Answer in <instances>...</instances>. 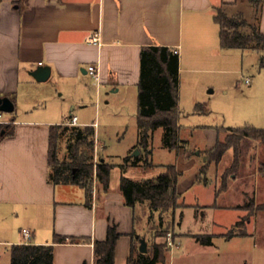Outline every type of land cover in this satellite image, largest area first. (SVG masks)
Returning a JSON list of instances; mask_svg holds the SVG:
<instances>
[{
  "label": "crops",
  "instance_id": "1",
  "mask_svg": "<svg viewBox=\"0 0 264 264\" xmlns=\"http://www.w3.org/2000/svg\"><path fill=\"white\" fill-rule=\"evenodd\" d=\"M220 7L230 14L242 12L264 32V0H0V98L13 103L12 110L0 109V264H10V246L17 243H53V264H94V241L106 238L112 222L120 232L114 264H127L131 246L137 244L139 250L142 237L149 250L164 242L156 231V216L166 211L125 204L121 162H112L96 148L99 119L113 93L131 102L137 121L140 52L147 45L177 50L179 99L184 73L206 70L201 63L225 49L214 20ZM95 33L98 43L88 40ZM91 64L97 67L98 79L88 71ZM44 65L50 66V76L36 80L31 71ZM58 90L62 96L67 92V102L54 99ZM196 108L202 110V104ZM73 115L75 125L94 126L95 152L113 164L108 188L94 177L89 201L81 185L49 178L50 128L68 124ZM135 148L140 151L134 156L143 158L145 148L135 143L123 160ZM176 188L183 205L173 208L172 219L164 222L172 226L175 243L167 246L164 259L156 264H194L202 256L211 264L216 260L211 256L214 236L223 233L184 229L183 208L192 206L194 218L203 219L205 208L215 203L188 204L179 179ZM242 193L243 200L231 207L246 209L247 192ZM251 197L256 203L254 192ZM23 228L31 231L30 238L23 235ZM195 234H212V244L199 243ZM57 235L80 240L54 242ZM238 235L242 236L236 233L227 240ZM244 260L226 264H246Z\"/></svg>",
  "mask_w": 264,
  "mask_h": 264
},
{
  "label": "rangeland",
  "instance_id": "2",
  "mask_svg": "<svg viewBox=\"0 0 264 264\" xmlns=\"http://www.w3.org/2000/svg\"><path fill=\"white\" fill-rule=\"evenodd\" d=\"M258 56L255 50L236 47L218 49L211 60L201 63L206 70L190 76L185 72L180 87L177 118L179 139L183 142L179 143L177 149L166 148L163 143L164 128L158 127L152 132L148 147L143 151V160L137 165L126 166L124 171L132 178L139 179L157 175L166 165L173 164L181 172L179 183L186 203H215V206L205 208L203 219L194 218L192 206L183 208L184 229L223 233L214 236L215 245L211 250H215L211 256L216 260L211 264H226V261H237L240 257L243 263L246 258V264H264V144L259 139L243 137L237 152L232 148L227 149L220 161L210 162L207 169L203 168L202 174L197 173L206 160L204 151H208L217 138L236 134L231 133L230 129L245 124L264 128V67L257 65ZM246 77L251 78V83L245 82ZM60 91H57L54 99L60 101L66 98L67 102V92L62 96L59 95ZM102 95L106 96L104 90ZM108 98L111 103L102 108L96 148L108 155L112 162L122 163V156L128 153L133 144H138L136 112L134 115L128 99L122 101L120 95L113 93ZM197 103L202 104V110L196 108ZM68 133H62L57 139L58 157L61 160L71 152L68 146L74 144L68 139ZM136 150L140 151L135 148L131 152L132 156L138 154ZM88 154L91 157L87 155V162L95 165L100 158L95 147ZM223 174L227 182L225 187L221 186ZM205 180L210 183L205 184ZM258 180L259 186L256 187ZM242 192H247L246 202L255 193L257 201L251 213L245 208L231 207L243 200L245 195ZM182 205L179 198L177 206ZM172 211L173 208L160 218L156 216V231L164 236L163 243L166 244L168 232L174 241L172 226L164 225V222L172 219ZM241 231L247 234L227 240L230 234H239ZM204 259L202 256L194 264H207Z\"/></svg>",
  "mask_w": 264,
  "mask_h": 264
},
{
  "label": "trees",
  "instance_id": "3",
  "mask_svg": "<svg viewBox=\"0 0 264 264\" xmlns=\"http://www.w3.org/2000/svg\"><path fill=\"white\" fill-rule=\"evenodd\" d=\"M214 20L219 26L220 45L223 48H251L259 54L257 65L264 67V32L256 22H250L242 12L230 14L225 8H218ZM178 72L179 57L172 48L165 45H147L140 52V79L138 91L139 145L148 147L152 132L164 128L163 143L169 149L179 147L183 140L179 139L178 124ZM199 109V108H197ZM60 130V131H59ZM68 131V139L74 144L69 145L71 152L63 160L58 157L57 139ZM231 133L225 138H217L215 144L204 151L206 160L202 163L198 173L208 168L210 162H218L227 149L237 152L239 141L243 137L259 139L264 144V128L245 124L230 129ZM95 129L93 125L54 124L50 128L48 161L50 167L49 178L55 183H74L81 185L87 194V201L92 196L94 177L104 189L109 186V176L113 164L100 156L94 165L87 162L94 151ZM234 152V154H235ZM185 155L190 156L185 153ZM131 159V160H130ZM142 156L124 157L120 164V190L126 205L134 207L140 203L151 212H165L178 205L180 193L176 185L181 172L173 164L166 165L165 170L155 177L132 179L125 175V167L137 165ZM234 164V163H232ZM75 169V171H74ZM222 186L227 182L224 174L221 177ZM88 203V202H87ZM247 212L254 211L255 202L251 197L245 204ZM248 221L250 218L248 217ZM239 234H247L240 232ZM134 235V234H133ZM231 236L235 233L230 234ZM120 236L117 225L112 222L107 229L104 240L94 241V264H114L116 241ZM139 237L136 240H139ZM195 239L205 245L212 244V234H195ZM86 239V238H82ZM79 238L57 235L54 242H76ZM166 243H155L152 249L143 253L137 244L130 249L127 264H156L164 259ZM10 264H53V243H17L10 246Z\"/></svg>",
  "mask_w": 264,
  "mask_h": 264
},
{
  "label": "water",
  "instance_id": "4",
  "mask_svg": "<svg viewBox=\"0 0 264 264\" xmlns=\"http://www.w3.org/2000/svg\"><path fill=\"white\" fill-rule=\"evenodd\" d=\"M50 73H51V68L48 65L38 66L37 68L31 71V74L35 77L36 80L39 81L46 80L50 76ZM0 109L12 110L13 109L12 101L7 97L0 98ZM136 152L139 153L137 150ZM139 250L143 253L147 252V242L143 237L140 238Z\"/></svg>",
  "mask_w": 264,
  "mask_h": 264
},
{
  "label": "built area",
  "instance_id": "5",
  "mask_svg": "<svg viewBox=\"0 0 264 264\" xmlns=\"http://www.w3.org/2000/svg\"><path fill=\"white\" fill-rule=\"evenodd\" d=\"M88 40L91 41V42L98 43V42H99V36H98L97 33H95L94 35L89 36ZM175 52H177V50H175ZM88 71H89V72H90L95 78L98 79V71H97V67H96L95 64H91V65H89V66H88ZM245 82H246V83H249V82H250V79H249V78H246V79H245ZM68 124H70V125H75V124H77V116L73 115V116L70 118V120L68 121ZM22 232H23V235H24L26 238H30V237H31V231H30L29 229H27V228H23V229H22ZM166 239H167V244H168V245H171V247L174 246V241H173L172 238H171V233H170V232H168V234H167V238H166Z\"/></svg>",
  "mask_w": 264,
  "mask_h": 264
}]
</instances>
